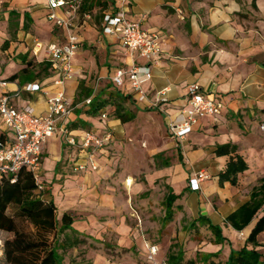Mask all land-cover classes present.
Wrapping results in <instances>:
<instances>
[{
    "label": "crops",
    "instance_id": "crops-1",
    "mask_svg": "<svg viewBox=\"0 0 264 264\" xmlns=\"http://www.w3.org/2000/svg\"><path fill=\"white\" fill-rule=\"evenodd\" d=\"M100 1L102 6H94L88 18L77 15L69 27L79 43L71 59L73 73L58 86L56 73L49 69L29 82L19 72L27 66V74L36 73L46 62V46L64 36V30L46 18V1L0 0V80L7 83L8 103L44 115L45 96L61 88L70 114L56 121V128L65 126L76 144L86 131L111 137L93 152L97 170H90L86 151L67 146L57 130L41 145L39 184L49 189L41 199L52 203L57 222L62 214L69 215L71 223L61 236L79 241L70 247L68 239L61 241L66 245L63 251L57 249L61 264L80 261V245L81 257L98 264H143L145 241L156 244L157 258L166 260L172 243L182 247L188 227L206 229L191 224L198 217L220 228V245L225 248L217 252L224 261L230 248L243 246L254 223L244 234L232 230L224 218L248 200L249 194L240 192L242 185L264 178V0H121L125 18L154 34L160 45L151 64L136 59V64L148 65L150 75L140 86L146 96L142 103L135 101L127 83L116 88L110 81L113 70L127 67L129 61L117 39L100 27L102 13L117 8L120 0ZM14 74L18 77L9 80ZM28 83L37 84L38 90L15 93ZM189 84L223 108L214 116L198 118L190 133L176 141L166 132L165 121L185 106ZM109 91L126 100H108L96 114H89L82 101L105 99ZM159 91H164L165 102L158 109L149 108ZM151 132L156 137L147 139ZM222 145L234 151L216 154ZM234 155L242 158L246 170L237 174L236 186L218 184L219 173ZM74 164L86 165V170L73 171ZM195 171L208 178L191 191L188 179ZM168 194L177 198L166 226ZM175 220L182 222L181 232L172 231ZM191 246L195 252L217 253L211 243Z\"/></svg>",
    "mask_w": 264,
    "mask_h": 264
},
{
    "label": "built area",
    "instance_id": "built-area-1",
    "mask_svg": "<svg viewBox=\"0 0 264 264\" xmlns=\"http://www.w3.org/2000/svg\"><path fill=\"white\" fill-rule=\"evenodd\" d=\"M45 1L49 11L46 18L56 28L64 30L61 42L48 44L45 48L48 69L57 75L54 83L62 86L63 82L68 80L73 73L71 59L79 41L77 35L69 31V27L78 15L82 0ZM57 10L60 13H57ZM80 16L85 19L89 17V14L83 13ZM100 27L102 33L112 35L117 39L129 61L127 67L113 70L110 75L111 83L116 88H122L127 83L135 94L136 102L146 101V96L140 86L149 79V68L147 64H136V59H141L148 64L152 63L160 50L156 36L141 29L138 23L125 18L124 5L121 0L117 8L102 13ZM6 85V81L0 80V181L8 179L9 182H13L18 171L25 169L31 174L36 189L41 191L42 187L36 175L40 166L41 145L55 130L64 136L67 146H76L80 150L86 151L85 160L89 164L90 170L98 169L93 162V152L105 146L111 137L108 133L99 137L86 131L80 135L79 143L76 144L65 126L56 128L55 122L70 114L61 88L53 95L44 93L46 95L45 113L36 115L30 107L13 108L8 103L9 95L5 93ZM20 90L35 92L38 90V85L35 83L25 84L15 93H19ZM163 94L164 91L156 92L147 106L158 109L159 105L165 102ZM184 97L185 106L167 116L165 121L166 132L176 141L183 140L190 133L191 126L198 118L214 116L223 108L221 102L208 98L196 84H189L185 87ZM89 102L88 98L82 101V104L88 105ZM99 118L104 119L105 114L100 113ZM72 170H86V165L74 164ZM207 178V174L203 171L192 172L188 179V188L191 191L198 190L199 183ZM144 246L143 264H168L166 260L157 258L158 247L156 244L145 241ZM2 260L3 247L0 243V262Z\"/></svg>",
    "mask_w": 264,
    "mask_h": 264
},
{
    "label": "trees",
    "instance_id": "trees-1",
    "mask_svg": "<svg viewBox=\"0 0 264 264\" xmlns=\"http://www.w3.org/2000/svg\"><path fill=\"white\" fill-rule=\"evenodd\" d=\"M88 2V7L84 8L83 4ZM102 6L100 0H82L77 14L89 13L94 7ZM48 64L42 62L36 73L32 71L27 74V66L20 70L21 76L25 81H32L35 78L44 77L47 74ZM18 74L9 77L14 80ZM89 95V91L83 94V97ZM105 99L101 97L93 98L88 104L87 112L91 115L97 113L98 110L105 107L109 101H125L124 97L118 93L109 91ZM109 100V101H108ZM114 109V114L122 122L125 119ZM234 147L230 145H222L216 148V154H226L233 152ZM246 170V164L238 155L230 157L225 163V167L218 175V184L227 182L231 186H236V176ZM264 182V178L260 179ZM45 189L38 191L31 174L20 169L16 174L15 180L9 182L8 179L0 181V231L10 233L12 236L3 241V261L4 264H61V257L57 253V249L62 251L66 248L65 244L58 241V237L63 235L64 231L69 228L71 218L67 214H62L59 222L56 221L54 215V207L51 202L41 199ZM177 197L168 194L166 197V221L171 218V206ZM14 207L13 215L21 220L28 222L32 227V233H26L18 228L12 217L5 214L6 209ZM258 214L252 227L249 229L244 238L243 246L237 250L229 249L226 259L222 263L217 264H264V256L256 249L259 246L257 241L258 235L264 234V185L260 184L257 188H252L249 193L248 200L238 206L234 211L224 218V223L234 231L244 229ZM205 226L213 236V242L222 243L224 238L220 235V228L217 225H211L203 217H198L192 221ZM67 247L76 245L79 241L76 238L68 239ZM216 254L211 255V257ZM206 260V259H205ZM169 264H180L182 254L177 251L175 254H168ZM185 264H192L187 261Z\"/></svg>",
    "mask_w": 264,
    "mask_h": 264
},
{
    "label": "rangeland",
    "instance_id": "rangeland-1",
    "mask_svg": "<svg viewBox=\"0 0 264 264\" xmlns=\"http://www.w3.org/2000/svg\"><path fill=\"white\" fill-rule=\"evenodd\" d=\"M157 133H158V131H157ZM145 137L148 139L150 137H156V136H155V133L151 132L150 135H145ZM39 173H40V171L38 170L36 175L38 176ZM260 179L261 178L256 179L255 181H253V183L251 185L249 184L246 186L245 184H243L241 189H240V192L244 193V195H248L250 193V191L252 190V188H257L260 184L264 185V182H261ZM38 181L41 184V180L39 179V177H38ZM244 181H245V179H244ZM45 190H46V192L44 195L48 194V190H49L48 185L46 186ZM172 207H174V206L172 205ZM13 211H14V207L9 206L6 209L5 214L7 216L13 218V221L15 222V224L18 226V228L20 230L31 234L32 233L31 225L24 220H21L17 217H14ZM257 216H258V214L255 216V218L252 221H255ZM252 221L244 228V229H246L245 231H244V229H242L244 234L246 233L248 228L251 226ZM169 224H170L169 221H166V226ZM198 225H201V224H198ZM172 226H173L172 231L174 230L176 232H181L180 226H183V225H182L181 221L178 224L177 221L175 220V224H173ZM185 233H186V238H185L184 242H182V247L179 248L174 243H172L168 247L169 250H166V253L168 252L167 256H166V261L168 260V254H175L177 251H180L182 254V262H181L182 264H185L187 261H192V264H217V263L223 262L222 254L220 252H217V251L222 250L223 247L225 248V245H220L221 243H219V244L214 243L213 242V236L211 235V233L209 231H207L205 228L200 229V231L199 230L193 231V230L189 229V227H188V230H186ZM11 236L12 235L10 233L0 231V243H3L4 240L11 238ZM62 238H63L62 236H59L57 243L62 241ZM188 240H191L190 244L188 243ZM257 241L259 243V246L256 249L264 256V234L263 233L258 235ZM83 242H84L83 245L86 248H88V246H86L87 245L86 242L85 241H83ZM196 243H197V245L202 244L204 247H207L208 243L209 244L211 243L214 246L213 252L216 251L217 253H205V252H201V251L195 252V248H193L191 246V244H196ZM82 250H83L82 245H80L77 248V252H76L77 253L76 256L80 257V261L79 260H73L71 264H98V263H96V261H93L92 259L86 260V259H84V257H81L83 255L81 252ZM79 251H80V253H78ZM213 254H216V256L211 257V255H213ZM0 264H4V261L2 260L0 262Z\"/></svg>",
    "mask_w": 264,
    "mask_h": 264
}]
</instances>
